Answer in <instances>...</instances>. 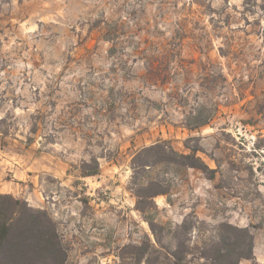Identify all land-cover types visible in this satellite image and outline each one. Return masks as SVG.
<instances>
[{
	"label": "rangeland",
	"instance_id": "374dc122",
	"mask_svg": "<svg viewBox=\"0 0 264 264\" xmlns=\"http://www.w3.org/2000/svg\"><path fill=\"white\" fill-rule=\"evenodd\" d=\"M197 104L218 109L189 130ZM0 194L61 243L14 264H198L244 233L237 263L264 264V0H0Z\"/></svg>",
	"mask_w": 264,
	"mask_h": 264
},
{
	"label": "trees",
	"instance_id": "16d2710c",
	"mask_svg": "<svg viewBox=\"0 0 264 264\" xmlns=\"http://www.w3.org/2000/svg\"><path fill=\"white\" fill-rule=\"evenodd\" d=\"M114 49L115 46H112L109 51L112 52ZM144 67L143 77L152 85L166 87L170 83L171 60L158 57L145 58ZM168 95L170 100L175 98L172 92ZM217 109V106L208 108L204 104L190 106L182 110L183 124L189 130L198 129L209 123ZM152 147L158 148L161 145L155 144ZM161 148H163V153L170 157L168 159L170 163H179L177 157L183 159L192 157L195 161L186 163L188 166L213 173V169H209L199 157L195 156L197 149H192L194 152L189 154H181L169 145ZM97 173H99V167L96 163L90 170L84 171L83 175ZM229 239L227 236L219 237L218 242L221 244L218 260L212 261V258L205 255L207 261L198 264H238L237 260L251 257L253 245L249 233H244L242 238H237L232 242H228ZM59 251H61V243L56 223L47 212L33 209L27 205L26 201L11 195L0 194V264H14L15 256L23 257L26 253L25 256L35 253L45 257H55ZM172 255L174 261L170 264H191L184 261L183 256L177 251H174Z\"/></svg>",
	"mask_w": 264,
	"mask_h": 264
}]
</instances>
